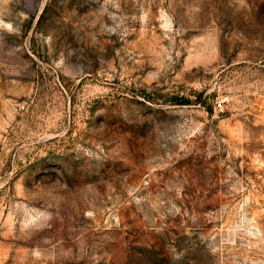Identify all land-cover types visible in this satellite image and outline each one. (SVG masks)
Returning a JSON list of instances; mask_svg holds the SVG:
<instances>
[{
  "label": "rangeland",
  "instance_id": "374dc122",
  "mask_svg": "<svg viewBox=\"0 0 264 264\" xmlns=\"http://www.w3.org/2000/svg\"><path fill=\"white\" fill-rule=\"evenodd\" d=\"M0 264H264V0H0Z\"/></svg>",
  "mask_w": 264,
  "mask_h": 264
},
{
  "label": "trees",
  "instance_id": "16d2710c",
  "mask_svg": "<svg viewBox=\"0 0 264 264\" xmlns=\"http://www.w3.org/2000/svg\"><path fill=\"white\" fill-rule=\"evenodd\" d=\"M175 99H178V98H175ZM176 101H178L180 104H186V103H188V100H185V101H182V102H180L179 100H176ZM208 111L209 112H212V109L211 108H208Z\"/></svg>",
  "mask_w": 264,
  "mask_h": 264
},
{
  "label": "built area",
  "instance_id": "2783aa9c",
  "mask_svg": "<svg viewBox=\"0 0 264 264\" xmlns=\"http://www.w3.org/2000/svg\"><path fill=\"white\" fill-rule=\"evenodd\" d=\"M219 106H221V104H219Z\"/></svg>",
  "mask_w": 264,
  "mask_h": 264
}]
</instances>
